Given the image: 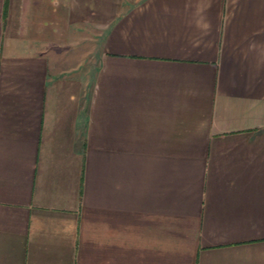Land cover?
<instances>
[{"label": "crops", "instance_id": "0c3cea01", "mask_svg": "<svg viewBox=\"0 0 264 264\" xmlns=\"http://www.w3.org/2000/svg\"><path fill=\"white\" fill-rule=\"evenodd\" d=\"M0 264H264V0H0Z\"/></svg>", "mask_w": 264, "mask_h": 264}]
</instances>
